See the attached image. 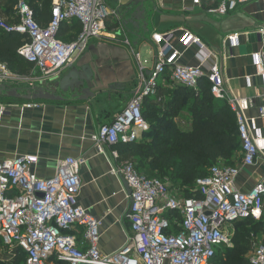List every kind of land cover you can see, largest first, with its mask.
Returning a JSON list of instances; mask_svg holds the SVG:
<instances>
[{
  "label": "built area",
  "instance_id": "1",
  "mask_svg": "<svg viewBox=\"0 0 264 264\" xmlns=\"http://www.w3.org/2000/svg\"><path fill=\"white\" fill-rule=\"evenodd\" d=\"M255 1L191 3L198 8L205 5L209 14L225 17L238 6ZM108 16L100 0H51L49 22L43 26L35 20L28 0H14L10 21L0 16V33L19 36L23 44L18 57L41 78H51L100 37ZM71 21L79 24V33L73 41L63 42L58 38L60 27ZM259 33L261 47L250 55V61L264 88V27ZM171 38V33L152 35L151 41L159 47L157 63L125 109L91 137L97 153L103 154L104 145L137 141L149 130L142 116L143 100L156 93L159 79L168 73L173 83L187 89H196L199 80L205 79L214 99L226 103L235 116L241 165L253 167L258 161L264 162V104L256 117H247L250 101L225 91L216 55L192 33H184L180 44L183 49L196 47L202 56L200 64L190 67L166 61ZM228 40L233 46L237 44L235 36ZM13 79L7 66L0 64V84ZM245 86L251 88L250 77L245 79ZM32 107L37 105H24ZM112 156L117 158V153L112 152ZM36 164L37 160L28 156L0 161V239L7 249L24 253V264H219L221 249L232 248L228 226L247 220L264 225V182L239 191L235 184L239 169L235 166H211L195 181L197 196L184 198L168 182L147 178L131 162H125L111 174L120 177L129 190L126 219L132 236L117 253L103 255L98 247L100 223L77 202L83 159L60 160L49 179L34 173ZM166 215H170L171 223ZM248 263L264 264L263 243L253 248Z\"/></svg>",
  "mask_w": 264,
  "mask_h": 264
},
{
  "label": "crops",
  "instance_id": "2",
  "mask_svg": "<svg viewBox=\"0 0 264 264\" xmlns=\"http://www.w3.org/2000/svg\"><path fill=\"white\" fill-rule=\"evenodd\" d=\"M100 1L109 13L104 31L55 77L41 78L24 60L23 73L8 68L14 79L4 84L6 91H0V161L22 156L34 158L37 160L32 168L34 173L41 179H49L55 174L60 160L81 157L83 164L79 168L77 202L100 223L98 247L101 253L112 255L127 245L132 235L126 219L129 190L120 177L111 174V170L134 160L107 145L103 146V154L97 153L91 137L102 125L113 122L135 95L142 80L149 77L159 51L151 41L155 33L172 35V49L167 53L166 61L190 67H197L202 56L194 46L183 49L180 38L186 32L195 35L216 55L225 91L237 99L249 100L251 106L246 116L256 117L264 104V88L257 77V69L251 64L250 55L261 47L259 31L264 27V0L238 6L225 17L209 14L205 5L193 7L191 0H147L143 7L144 21L139 23L138 32L130 26L125 28L118 19L128 18L124 8L129 0ZM0 11L2 17L10 21L11 16ZM62 27L60 39L63 42L73 41L80 30L76 21ZM233 36L237 38L234 46L228 40ZM83 68H88L91 73L90 87L83 84L71 92L70 88L82 80L78 75ZM203 70L206 71V66ZM247 77L251 78L249 89L245 86ZM56 85L58 87L54 88ZM179 86L170 80L168 73L159 79L156 93L147 97L148 103L142 106L149 127L156 124L151 120L152 113H156L157 118L158 113H164ZM34 89L54 90L58 101L27 99L34 94ZM83 91L87 94L84 95ZM26 104H36L37 107L27 109L24 108ZM188 105L189 101H185L178 117L172 119L183 132L189 131L192 123ZM151 139L148 130L137 141L149 142ZM112 152L117 153V158ZM240 160L241 155L234 159V166L239 169L235 184L239 191L246 192L255 183L264 182V162L244 167ZM240 222L253 231L250 241L240 244L248 256L257 244H264V225ZM233 226H228L227 232L232 239L243 240L238 235L237 225ZM0 242L13 258L10 262H7L9 258L0 261L12 263L20 251L7 249L1 239Z\"/></svg>",
  "mask_w": 264,
  "mask_h": 264
},
{
  "label": "trees",
  "instance_id": "3",
  "mask_svg": "<svg viewBox=\"0 0 264 264\" xmlns=\"http://www.w3.org/2000/svg\"><path fill=\"white\" fill-rule=\"evenodd\" d=\"M28 3L35 14V20L43 26L47 25L51 0H28ZM13 6L14 0H0V9L8 17L12 15ZM64 24L66 23L60 27L59 39ZM22 44L19 36L1 33L0 64L23 73V61L17 55ZM185 101H189L187 108L192 123L190 130L183 132L173 124L172 119L178 117ZM220 102L210 94L209 84L205 79L199 80L196 89L179 86L175 89L167 110L158 113V118L156 113H152L151 120L156 124L149 127L152 136L149 142L141 140L111 147L118 153L132 157L134 161L130 162L138 173L150 179H167L172 186L178 185L177 191L184 198L197 196L196 192H190L185 187L190 185L194 188L195 181L204 177L213 165L234 167V159L240 156L235 116L225 103ZM147 103L148 98H145L143 105ZM142 116L145 120L143 107ZM233 240L234 238L232 242ZM223 252H226L224 257L221 255ZM246 252L237 242L231 249L218 253V263L249 264L245 258ZM23 262L24 253L19 252L12 263L0 261V264Z\"/></svg>",
  "mask_w": 264,
  "mask_h": 264
},
{
  "label": "water",
  "instance_id": "4",
  "mask_svg": "<svg viewBox=\"0 0 264 264\" xmlns=\"http://www.w3.org/2000/svg\"><path fill=\"white\" fill-rule=\"evenodd\" d=\"M145 2H147V0H129V2L125 5V8H124L125 16H128V18L124 19V17H119L118 19L120 21V24L123 25L125 28L130 26L133 30L138 32L139 23L141 21H144L143 20V16H144L143 7H144ZM87 71H88V68L82 69V72L78 75L82 80L77 82L75 87L70 88L71 92H74L75 90L79 89L83 84H86L88 88L90 87V84L88 83V81L91 77V73L90 71L88 72ZM71 73H72V76L75 75L73 71ZM56 87H58V85L54 86V88ZM59 87L61 86L59 85ZM0 91H6L4 84H0ZM33 91H34V94L30 97H26L27 99H32L33 101H44V102L58 101V99L55 97L54 90L44 91L42 89H34ZM83 94L86 95L87 93L83 91ZM125 186L127 187L126 184Z\"/></svg>",
  "mask_w": 264,
  "mask_h": 264
},
{
  "label": "rangeland",
  "instance_id": "5",
  "mask_svg": "<svg viewBox=\"0 0 264 264\" xmlns=\"http://www.w3.org/2000/svg\"><path fill=\"white\" fill-rule=\"evenodd\" d=\"M0 16H2L1 15V11H0ZM164 182H168L169 183V185H170V187L172 188V189H174L175 188V190H177L178 189V185H176V186H172L173 184L172 183H170L167 179H164ZM195 188V187H194ZM194 188L193 187H190V185L189 186H186L185 187V189H187L188 191H194ZM166 217L170 220V215H166ZM170 223H171V220H170ZM239 223V224H238ZM252 224V223H251ZM234 226H236V228H237V231H238V235H240V237H241V239H243V240H238V237H236V238H234V240H233V242H232V246L235 244V243H237V242H239L240 244L242 243V241H243V244L244 243H248L249 241H250V234H251V232H253L252 230H249L247 227H246V224H244V222H237V223H235V224H233ZM232 225V226H233ZM233 226V227H234ZM231 230V229H230ZM222 251L224 250V248H222L221 249ZM225 253L226 252H223V254H221V255H223V257H224V255H225ZM11 256H12V254H11ZM10 255H8L7 254V250H5V248L3 247V246H1V243H0V259H2V260H4V259H7V258H9L8 260H7V262H10L9 260L12 258ZM248 257H249V255L248 256H245V258H246V260L248 261ZM13 259V258H12Z\"/></svg>",
  "mask_w": 264,
  "mask_h": 264
}]
</instances>
